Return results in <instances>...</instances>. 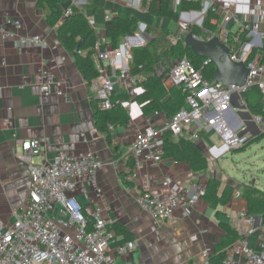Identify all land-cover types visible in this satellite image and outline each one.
I'll list each match as a JSON object with an SVG mask.
<instances>
[{
  "label": "crops",
  "instance_id": "crops-1",
  "mask_svg": "<svg viewBox=\"0 0 264 264\" xmlns=\"http://www.w3.org/2000/svg\"><path fill=\"white\" fill-rule=\"evenodd\" d=\"M166 1L175 7L174 0ZM208 1L205 0V4ZM257 1L253 0V3ZM69 4L68 1L57 2L62 11ZM80 7L91 25L102 34L105 33L106 21L117 12H134L119 0H81ZM51 13V6L46 1L40 4L39 0H0V25L8 19H19L22 22L19 33L41 35L48 45L46 48L20 50L13 40H3L0 36V228H7L14 222L15 213L26 203L31 187L27 163L18 156L19 142L40 138L44 142V151L34 158L35 162L50 161L62 153L81 156L88 151L95 152L103 162L97 179L102 196L87 179L79 182L75 196L89 217L96 206L109 207L104 216L110 219L112 226L126 229L128 240L137 242L132 251L118 255L115 264H200L205 247L211 246L214 253L227 249L228 235L222 222L233 228L234 242L247 236L251 248L261 252L259 234L264 227L254 228L252 219L255 217L248 215L249 203L242 195L244 184L251 181L258 186L260 183L254 177L259 159L252 157L257 150H246V147L228 151L218 132L207 130L204 121H198L194 127L198 134L203 132L198 143L208 158L207 169L194 171L186 161L172 157L158 163L143 161L137 165L129 155L137 132L148 125L149 118L153 126L159 127L169 116L164 112L146 115L135 106L130 114L126 108L130 120L110 125L111 129L109 126L112 139L109 142L107 134L96 122L95 105L98 101L94 97L92 81L85 79L79 70L74 52L62 45L57 25L47 23ZM184 13L187 12L182 13L178 23L150 12L139 15L140 20L149 25L161 26L163 22L164 27L172 30L182 23V18H186L184 22L196 21L198 24V16L190 17ZM215 13L217 18H222V29L224 13L221 10ZM219 22L212 21L218 26ZM227 27L234 36L244 38V27L237 22L231 21ZM170 57H167L166 65L170 60H176ZM41 68L47 69L49 75L60 83L69 99L56 92L49 95L40 93L38 72ZM165 85L167 88L172 86L167 81ZM118 92L129 93L127 88L119 86ZM241 101L242 96L234 97L228 119L232 122L241 120L247 127L242 132L251 133L254 138L258 133L255 114ZM9 116L10 124L6 122ZM168 179L177 184L178 189L174 190L173 184L164 185ZM211 179L219 182L213 203L203 197L193 206L183 204L169 223L158 222L136 201L139 189L148 188L169 200L174 193L187 197L200 182L208 187ZM58 208L57 205L56 212H53L56 217ZM251 226L255 231L248 234ZM114 229L120 240L125 237L118 233L117 228ZM233 260L234 264H246L242 253H235Z\"/></svg>",
  "mask_w": 264,
  "mask_h": 264
},
{
  "label": "built area",
  "instance_id": "built-area-1",
  "mask_svg": "<svg viewBox=\"0 0 264 264\" xmlns=\"http://www.w3.org/2000/svg\"><path fill=\"white\" fill-rule=\"evenodd\" d=\"M61 1L70 3L63 10V17L73 15V7L81 5V0ZM119 1L132 11L145 14L150 12L155 0ZM181 1L174 0V6H179ZM207 8L224 13L225 25L216 35H220L221 40L230 47L231 59L247 64L249 76L243 85L225 84L208 79L203 67L197 68L189 59H176L171 64L161 65L159 73L166 75L165 81L184 91L185 104L159 127L153 126L149 118L148 125L137 132L135 145L129 152L137 165L143 161L158 163L165 158L163 135L166 132H171L174 136L187 132L192 139L197 140L199 134L194 126L198 121H204L207 130H216L228 151L248 144L253 137L251 133L242 132L247 127L241 120L232 122L228 115L236 95L241 97L253 86H257L264 94V1L253 3V0H209ZM189 12L184 15L197 17L200 14L196 11ZM231 21L244 27V39L234 36L228 30L227 24ZM181 25L186 29L189 26L187 22H182ZM21 27V20L8 19L0 25V36L3 40H13L20 50L48 46L41 35L19 33ZM145 33L146 24L141 23V32L126 37L119 47H112L105 37L96 42L94 50L99 74L92 80V87L100 109L110 110L120 103L130 108L131 113L133 106L143 113L142 104H138L136 98L116 102L113 97L118 86L127 88L129 93H135L136 96L145 91L143 86L138 85V76L129 70L133 47L136 43L138 46L145 44ZM78 52L81 53L82 50ZM210 62L207 58L204 65ZM38 79L42 95L56 92L69 99L60 83L49 75L47 69H40ZM241 103L246 105L243 97ZM254 121L258 129L255 136L264 135V118L254 115ZM6 122L11 123L10 116L6 118ZM43 143L40 138L19 142L18 156L27 163L31 187L26 203L15 213L14 222L7 228H0V264H115L117 256L132 251L137 242L120 240L110 219L104 216L109 207L98 205L89 217L75 196L79 182L84 179L102 196L97 179L103 162L93 151L81 156L62 153L50 161L35 162L34 158L41 156L44 151ZM163 184L168 186L173 183L168 179ZM172 188L176 190L178 185L173 184ZM206 192V184L200 182L189 191L187 197L174 193L166 200L161 193H154L146 188L137 191L136 201L158 222L169 223L173 221L180 206H193L206 196ZM57 205L59 208L56 217L53 212H56ZM243 216L246 217L244 214ZM252 226L248 234L255 231ZM259 238L261 252L251 248L246 236L227 251L223 264H234L235 253H242L246 264H264L263 230L260 231ZM214 252L211 246L205 247L201 252L200 264H213Z\"/></svg>",
  "mask_w": 264,
  "mask_h": 264
},
{
  "label": "trees",
  "instance_id": "trees-1",
  "mask_svg": "<svg viewBox=\"0 0 264 264\" xmlns=\"http://www.w3.org/2000/svg\"><path fill=\"white\" fill-rule=\"evenodd\" d=\"M43 1L48 2L52 9V13L47 18V23L50 26L57 25L58 35L62 45L66 49L74 52L76 64L88 81H92L99 74L98 61L95 57L94 50L96 42L105 37L109 40L108 44L112 47H119L125 41L126 37L133 36L137 33L139 24H141L138 12L119 11L115 16L106 21L105 33L102 34L91 25L82 7H73L74 14L63 17V11L57 6L58 0H39L40 4ZM202 8L203 0H182L177 7H172L166 0H155L151 4L150 13L154 16L178 23L183 12L200 11ZM208 13L210 14L202 26L197 24L189 25L187 31H192L195 35L204 39L212 38L218 34V25H214L212 21H220V19L217 18V14L211 9ZM146 31L150 38L144 45L133 48V57L129 62L130 72L138 76V85L143 86L145 90L136 96V100L142 104L144 114L164 112L171 118L185 104V93L178 86L174 85L170 88L165 86L166 75L160 74L159 70L161 65L166 66L167 57L189 59L197 68L203 67L205 76L211 80L215 79L216 66L213 62L204 65V61L207 58L195 54L186 44L183 38L184 36L174 43L169 36L173 30L169 32L164 30L162 26L149 25ZM78 50H82V53H79ZM253 96H257L254 101H252ZM242 97L251 113L264 118V94L257 86H253L250 90L242 94ZM129 99L130 94L126 92L119 94L116 92L113 97V100L116 102ZM95 118L100 130L107 134L109 142L112 141L111 133L108 129L109 126L127 123L130 120L129 114L120 103H117L110 110H102L99 108V105H95ZM202 133V131L199 132V135L202 136ZM259 136L252 138L249 143L257 140ZM163 137L165 158L172 157L177 161H186L194 171L207 169L208 158L198 143L199 138L194 140L190 137V133L187 132L179 136H174L171 132H166ZM218 183L213 179L208 182L205 197L212 203L213 198L216 197ZM257 188L256 186H245L242 195L249 203L248 215L261 217L260 227H264V193L260 191L262 189L259 188L258 190ZM221 225L228 235L227 249L213 254V264H223L227 251L235 243L234 230L231 225L224 222ZM113 227L117 228L118 233L125 236L121 239L122 241L129 239L126 229L118 228L115 225Z\"/></svg>",
  "mask_w": 264,
  "mask_h": 264
},
{
  "label": "water",
  "instance_id": "water-1",
  "mask_svg": "<svg viewBox=\"0 0 264 264\" xmlns=\"http://www.w3.org/2000/svg\"><path fill=\"white\" fill-rule=\"evenodd\" d=\"M144 35L149 38L147 33ZM184 40L195 54L208 58L215 64V80L217 82L239 85H243L246 82L250 72L249 67L244 61L237 62L231 59L230 47L221 40L220 35H215L209 39H202L197 38L192 31H188ZM260 226L261 217H255L254 228Z\"/></svg>",
  "mask_w": 264,
  "mask_h": 264
},
{
  "label": "rangeland",
  "instance_id": "rangeland-1",
  "mask_svg": "<svg viewBox=\"0 0 264 264\" xmlns=\"http://www.w3.org/2000/svg\"><path fill=\"white\" fill-rule=\"evenodd\" d=\"M209 12V9L207 8V4H205V0H204V2H203V8L200 10V14H199V22H197L198 24L200 23L201 25H203L204 24V21L208 18V15L211 13H208ZM182 15V14H181ZM184 17V16H183ZM197 17V18H198ZM180 19H181V16H180ZM185 19L186 18H182V22H184L185 21ZM143 21V20H142ZM142 21H141V23H142ZM144 23H147L146 24V28H147V26H149V24H148V22H145V21H143ZM222 18H220V22H219V26H218V28L222 25ZM143 23V24H144ZM196 23V21H194V22H190V23H188L189 25H194ZM197 24V25H198ZM163 28H164V30H166V31H169L170 32V30H172V29H169V28H167V27H164V25H163V22L160 24ZM180 25V26H179ZM179 25H177L176 26V28H174V30H173V32L169 35L170 36V38L173 40V42L175 43V42H177L180 38H182L183 36L185 37V35H186V33L188 32L187 31V29L186 28H184L182 25H181V22L179 23ZM169 29V30H168ZM220 29H221V27H220ZM141 32V24H139V28H138V31H137V33H140ZM147 32V31H146ZM183 37V38H184ZM147 38V37H146ZM135 47H138V45H137V43L135 44V46L133 47V48H135ZM171 59H173V57H170ZM173 61L172 60H170V62H168L169 64H171ZM171 82H168V84L169 85H171L170 84ZM140 86V85H139ZM166 86V85H165ZM173 86V85H172ZM171 86V87H172ZM118 93H120V92H118ZM117 93V94H118ZM136 96V94L134 93H131V95H130V99L129 100H131L132 98H136L135 97ZM251 96V95H250ZM253 99H252V101H254V100H256V98H257V96H253L252 97ZM125 109L127 108L129 111H128V113H130L131 114V110H130V108H128V107H126V106H124V105H122ZM256 115V114H255ZM166 121L167 120H169V117H167L166 119H165ZM247 147V149L246 150H248V149H251V150H257L256 152H255V154H253L252 155V157H254V156H256V157H258V159H259V162H258V165L255 167L256 169L255 170H257V173H255L254 174V177L256 178H258V180L260 181V183L261 184H263L264 185V135H260L259 137H258V139L257 140H253V141H251L249 144H246V146H243V147H240V148H238V149H241V148H246ZM258 184V186L257 185H254V184H257V183H252L251 181L249 182V184H244V186H243V189H242V192L245 190V186H249V187H255L256 186V188L259 190V188L260 189H262V190H264V187L263 188H261V187H259L261 184ZM262 190H260L261 192H263L264 193V191H262Z\"/></svg>",
  "mask_w": 264,
  "mask_h": 264
},
{
  "label": "bare ground",
  "instance_id": "bare-ground-1",
  "mask_svg": "<svg viewBox=\"0 0 264 264\" xmlns=\"http://www.w3.org/2000/svg\"><path fill=\"white\" fill-rule=\"evenodd\" d=\"M147 42V38L145 39V43Z\"/></svg>",
  "mask_w": 264,
  "mask_h": 264
}]
</instances>
